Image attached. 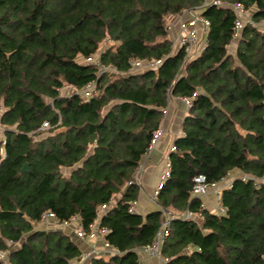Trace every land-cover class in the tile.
Here are the masks:
<instances>
[{
	"label": "trees",
	"instance_id": "trees-1",
	"mask_svg": "<svg viewBox=\"0 0 264 264\" xmlns=\"http://www.w3.org/2000/svg\"><path fill=\"white\" fill-rule=\"evenodd\" d=\"M206 1L0 0V264H73L83 254L76 241L94 229H106V252L88 264H141L161 211L175 215L165 264H264V0ZM232 5L254 26L236 32ZM186 12L209 23L190 58L167 31ZM92 56L111 70L84 62ZM132 61L157 65L132 70ZM171 98L189 107L158 210L131 212L137 169ZM197 175L210 187L230 183L223 215L192 196ZM186 212L199 216L184 221ZM45 214L60 229L37 230Z\"/></svg>",
	"mask_w": 264,
	"mask_h": 264
},
{
	"label": "built area",
	"instance_id": "built-area-1",
	"mask_svg": "<svg viewBox=\"0 0 264 264\" xmlns=\"http://www.w3.org/2000/svg\"><path fill=\"white\" fill-rule=\"evenodd\" d=\"M207 4L212 5V6H217V7H221L223 5L219 1H215V0L206 1V5ZM231 8L237 14V19L235 20V31L236 32H239L240 29L245 25L254 26V23L250 17V13L248 11L244 10L242 8V6L232 5ZM175 23H176L177 30H178V37H177L178 46L181 48H184L185 57L190 58V57L197 55L198 53H201L206 46V40L205 39H206L207 28L209 26L208 21L206 19H204L203 17H201L200 14L197 12H195V13L194 12H186V13L181 14L175 20ZM171 29H172V25L167 27V31L171 30ZM84 62L97 64L101 73L104 71L111 70L110 68L100 66L98 64L96 56H92L90 58H87L86 60H84ZM156 65H157V63H142L140 61H132L131 62L132 70H139L142 68H153ZM67 89H68V87H67ZM93 92H94V85L89 84L84 89H82L79 92V94L83 98H89ZM184 103L186 104V107L188 108L189 107V101L187 99H184ZM48 128H49V125L47 122L43 123L41 126L42 131L46 130ZM2 131H3V128L0 125V132H2ZM161 135H162L161 129L157 130L153 134L151 145H150L145 157H148V155L152 152L155 145L159 141ZM141 170H142V165H140L138 167L137 174L134 178V183L137 186H139V183L137 180V175L139 174V172ZM168 171H169V162H168V159H166L165 163H164V170L160 176L159 183H158L157 187L154 189V192L151 196L152 201H155V196H156L157 191L159 190L160 186L163 184L164 180L168 177ZM192 182H193V185H192V189H191V194H192V196L199 198V199L205 198L209 194L210 191H213L215 193V195L217 196V198L219 199L222 190L227 188L230 184L229 182H224L222 184L213 185L210 187L206 183V178L204 175L195 176L193 178ZM106 209H107V207H103L102 212L105 211ZM130 211L131 212L136 211V203H133ZM161 212H162V216H163V221L161 224V228L159 229V231L156 234L154 242L151 245L146 246V247H142L139 250L138 254L141 257V264H145V262H143V261L146 259H152L158 264H165L166 263L165 259H163L160 255V247H161L163 238L167 234V227L170 224V222L175 219V215L171 212H168V211H161ZM211 212L216 214V215H223L224 209L222 208V206L219 203L217 208ZM196 216H199V214H193L190 212H186L181 217V219L184 221H189L193 217H196ZM48 222L55 225L54 217L50 214H45L41 219V223H48ZM61 226L62 227H71L72 224L71 223H63ZM73 233H74V235H76V237L83 239V233L81 232V230L75 228V229H73ZM106 233H107L106 229H94L88 238L96 240V239H99V237L105 235ZM103 247L106 248V245L104 244ZM97 254H100V252L95 251V250L85 251V252H83L81 258L73 264L88 263L90 258L93 257L94 255H97ZM7 256H8V252H0V262L6 263Z\"/></svg>",
	"mask_w": 264,
	"mask_h": 264
},
{
	"label": "crops",
	"instance_id": "crops-1",
	"mask_svg": "<svg viewBox=\"0 0 264 264\" xmlns=\"http://www.w3.org/2000/svg\"><path fill=\"white\" fill-rule=\"evenodd\" d=\"M171 25H172L171 31L172 32L176 31L175 32L176 36L173 34L171 37L170 36L169 37L170 40L172 41L173 49H176L179 46L177 41L178 30L175 20ZM235 45L236 43H232L230 48L231 52L234 51ZM186 114H187L186 104L184 103V99H180V98H171L168 102L166 109L163 111V117L160 126V129L162 130V135L159 141L157 142V144L155 145L154 149L152 150V152L148 155V157H145L143 159L141 164L142 170L137 175L140 193H139V199L136 202V210L141 215H145L151 211L158 210V206L156 205L155 201L151 200V196L154 192V189L157 187L159 183L160 176L164 170L165 160L168 159V155L173 149V143L175 139L182 136L181 123ZM235 176L239 177L241 175L237 172H232L230 178H233ZM201 200L204 207L209 209L210 211L215 210L218 204L220 203L219 199L217 198V196L213 191H210L209 194ZM40 224L41 227L38 228L40 231L52 230L53 229L52 227L57 226L56 224L55 225L46 224V223H40ZM42 224H45L47 226L45 225L43 226ZM37 225L39 226V224ZM59 228H55V229H59ZM76 243L83 252L91 251V250H95L100 253L106 252V249H104L99 239L77 240ZM145 263L158 264L152 259H146Z\"/></svg>",
	"mask_w": 264,
	"mask_h": 264
},
{
	"label": "rangeland",
	"instance_id": "rangeland-1",
	"mask_svg": "<svg viewBox=\"0 0 264 264\" xmlns=\"http://www.w3.org/2000/svg\"><path fill=\"white\" fill-rule=\"evenodd\" d=\"M168 23V26L169 25H171V23H169V21L167 22ZM261 29L263 28V26L262 27H260ZM176 31H174V32H172L171 30H168V35L171 37L173 34L176 36V33H175ZM81 61V60H80ZM67 92H68V90H64L63 91V94H67ZM69 93V92H68ZM46 224H51V223H46ZM43 226L45 225V224H42ZM45 226H47V225H45ZM54 226V225H53ZM39 227H41V224L39 223V226L38 225H36V229L37 230H39L38 228ZM53 229H55V228H59V226H54V227H52ZM64 228H66V229H70V227H64ZM45 229V228H44ZM60 229V228H59ZM70 231V230H69ZM69 231H66V233H68Z\"/></svg>",
	"mask_w": 264,
	"mask_h": 264
},
{
	"label": "water",
	"instance_id": "water-1",
	"mask_svg": "<svg viewBox=\"0 0 264 264\" xmlns=\"http://www.w3.org/2000/svg\"><path fill=\"white\" fill-rule=\"evenodd\" d=\"M28 171V167L27 164H25L21 170V173L27 172Z\"/></svg>",
	"mask_w": 264,
	"mask_h": 264
}]
</instances>
